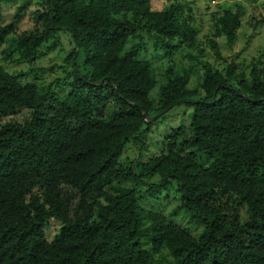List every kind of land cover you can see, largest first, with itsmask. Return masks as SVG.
I'll use <instances>...</instances> for the list:
<instances>
[{
	"label": "trees",
	"instance_id": "obj_1",
	"mask_svg": "<svg viewBox=\"0 0 264 264\" xmlns=\"http://www.w3.org/2000/svg\"><path fill=\"white\" fill-rule=\"evenodd\" d=\"M31 1L33 25L10 38ZM16 2L0 0V48L29 60L59 30L74 47L63 95L0 65V120L28 110L0 121V264H264V62L219 69L202 59L186 0L161 10L150 0H24L5 20ZM211 16L205 43L222 59L216 39L234 45L241 11ZM147 41L188 64L174 59L157 82ZM182 104L190 122L150 152L153 124ZM169 189L179 195L172 213L202 225L196 235L141 204ZM50 220L59 226L48 240Z\"/></svg>",
	"mask_w": 264,
	"mask_h": 264
},
{
	"label": "rangeland",
	"instance_id": "obj_2",
	"mask_svg": "<svg viewBox=\"0 0 264 264\" xmlns=\"http://www.w3.org/2000/svg\"><path fill=\"white\" fill-rule=\"evenodd\" d=\"M24 0H17L15 5H9L5 9V20L13 19L15 9L18 5L22 4ZM170 0H150L151 7L161 10ZM192 9V15L195 19L196 27L198 28L197 43L200 49H203L202 59H206L213 67L223 69L226 63L231 62L233 59L240 69H248L252 60L264 62V0H186ZM36 3L31 1L29 6L23 12L22 18L16 26L15 33L10 36H17L27 27L33 25L35 17H33ZM225 9L241 11V24L237 30V39L234 45L229 49L226 46V40L223 36L217 38L220 48L221 58H217L205 43V38L213 32V19L212 13H221ZM56 41V42H55ZM74 47L71 37L67 31L59 30L54 32L47 42L43 43L39 52L29 60H20L16 53H11L8 50L7 43L3 44L0 48V65L9 72L15 75L21 82L33 81L39 86H51V88L61 95L65 94L68 90V82L70 81L71 62L68 56ZM196 52L195 49L192 50ZM162 48L154 49L151 41H147V51L144 52V57L150 60L154 73L157 76V82L162 81V67H167L172 64L174 59L178 65L186 66L188 58L182 57L181 64L178 59L181 56L174 53L172 56H164ZM78 52H76L77 56ZM163 54V56H162ZM83 52L80 51L76 63L80 72L83 71L82 63ZM160 60V61H159ZM172 61V62H171ZM200 72V73H199ZM201 71L194 73L189 83L190 87H199ZM158 91V86H155L151 92L155 96ZM199 95H196V98ZM28 115V110L20 109L12 115L2 118L1 122L10 119L17 121L23 120ZM154 116H152L153 118ZM191 107H185L184 104L175 106L169 110L163 118H160L153 124V128L146 136V144L153 152L161 146L162 140L165 135L170 133L174 128L190 122ZM155 125V126H154ZM122 155L127 159V162L132 161L137 156V149L131 143L127 145ZM153 181H157L158 177H154ZM130 185V184H127ZM179 195L173 190L163 191L159 200H152L147 203L142 200L141 204L146 208H151L161 212L167 217L171 223H175L182 227L189 229V231L196 235L202 228V225L193 224L189 221L188 216L183 214L172 213L173 208L178 204ZM241 213L244 214L245 210L241 207ZM59 223L55 220L49 221V226L45 230V236L51 240L57 231Z\"/></svg>",
	"mask_w": 264,
	"mask_h": 264
}]
</instances>
